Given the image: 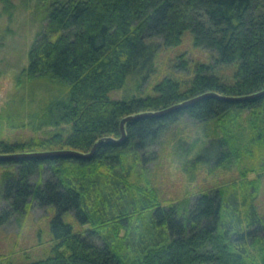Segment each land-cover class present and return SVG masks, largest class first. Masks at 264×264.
<instances>
[{"label":"trees","instance_id":"1","mask_svg":"<svg viewBox=\"0 0 264 264\" xmlns=\"http://www.w3.org/2000/svg\"><path fill=\"white\" fill-rule=\"evenodd\" d=\"M3 2L4 10L14 4ZM37 9L28 64L0 106V151L88 150L102 136H119L128 113L206 90L264 87V0H38ZM186 37L207 48L209 59L180 52L157 78L161 51ZM130 78L140 92L118 96ZM184 117L197 127L212 121L215 131L192 161L213 174L237 173L215 177L192 199L166 202L151 163L164 156L163 138ZM24 128L32 133L16 131ZM126 128L123 142L104 143L91 157L0 160V226L33 206L52 212L50 251L1 255L0 264H264L257 205L264 96L206 97L165 115L132 118ZM250 171L256 178L247 177Z\"/></svg>","mask_w":264,"mask_h":264},{"label":"rangeland","instance_id":"2","mask_svg":"<svg viewBox=\"0 0 264 264\" xmlns=\"http://www.w3.org/2000/svg\"><path fill=\"white\" fill-rule=\"evenodd\" d=\"M13 6L4 10V2L0 0V106L8 98L14 89L15 75L28 64L29 50L39 28V16L41 11L37 9L38 0H12ZM9 5V3L7 2ZM185 52L191 60H208L210 51L207 48L195 46L189 37L175 47L164 48L157 57L160 77L171 69V59H175L178 53ZM178 58V57H176ZM179 59V58H178ZM156 76L150 78L154 81ZM149 83V82H148ZM147 83V84H148ZM140 92L134 87L130 78L127 86L118 96ZM197 122L184 117L180 122L172 126L169 133L163 138L166 147L164 156L159 161L151 163V173L159 190V196L166 202L181 201L185 198H194L213 186L215 177H230L237 173V168L224 169L217 174L211 172L206 163L192 161L197 152L215 136L213 122L203 127H197ZM205 129L209 133L205 132ZM26 134L32 133L29 128L18 129ZM170 139V142H169ZM188 142V143H187ZM190 145V151L184 145ZM1 172V171H0ZM257 172L250 171L247 177L256 178ZM260 192L257 197V205L264 215V175L260 182ZM4 203L0 192V206ZM51 210L44 207L33 208L19 219L0 226V257L1 255H13L19 258L45 255L51 249L49 219ZM74 220V218H71ZM44 239L39 241V239ZM41 242V243H40ZM25 258V257H24Z\"/></svg>","mask_w":264,"mask_h":264},{"label":"water","instance_id":"3","mask_svg":"<svg viewBox=\"0 0 264 264\" xmlns=\"http://www.w3.org/2000/svg\"><path fill=\"white\" fill-rule=\"evenodd\" d=\"M263 96H264V87L242 94H227L216 90H206L199 94L177 101L173 104H170L162 108L141 110L126 114L120 120L121 134L119 136H114V135L102 136L98 138L93 143L92 147L88 150H83L73 147H59V148H43V149H34V150L0 151V160L22 159V158L71 157V156L79 157V158H87L93 156L96 153L97 149L104 143L123 142L128 136L126 124L132 118H138L143 116L165 115L174 110L196 103L206 97H217L228 101H246V100H254L257 98H261Z\"/></svg>","mask_w":264,"mask_h":264}]
</instances>
